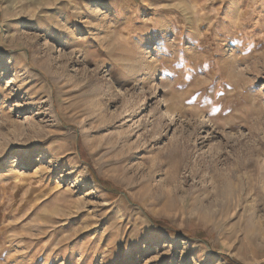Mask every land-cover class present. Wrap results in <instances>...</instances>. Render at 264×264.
<instances>
[{
    "label": "rangeland",
    "instance_id": "rangeland-1",
    "mask_svg": "<svg viewBox=\"0 0 264 264\" xmlns=\"http://www.w3.org/2000/svg\"><path fill=\"white\" fill-rule=\"evenodd\" d=\"M231 261H264V0H0V264Z\"/></svg>",
    "mask_w": 264,
    "mask_h": 264
},
{
    "label": "built area",
    "instance_id": "built-area-1",
    "mask_svg": "<svg viewBox=\"0 0 264 264\" xmlns=\"http://www.w3.org/2000/svg\"><path fill=\"white\" fill-rule=\"evenodd\" d=\"M257 264H264V261L263 262H260V263H257Z\"/></svg>",
    "mask_w": 264,
    "mask_h": 264
},
{
    "label": "trees",
    "instance_id": "trees-1",
    "mask_svg": "<svg viewBox=\"0 0 264 264\" xmlns=\"http://www.w3.org/2000/svg\"><path fill=\"white\" fill-rule=\"evenodd\" d=\"M79 148V147H78ZM233 264H236L235 262L231 261Z\"/></svg>",
    "mask_w": 264,
    "mask_h": 264
}]
</instances>
